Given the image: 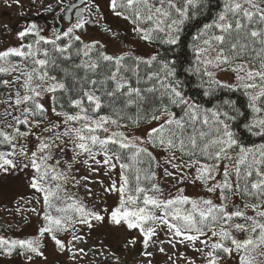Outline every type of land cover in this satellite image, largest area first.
<instances>
[{"label": "snow or ice", "instance_id": "obj_1", "mask_svg": "<svg viewBox=\"0 0 264 264\" xmlns=\"http://www.w3.org/2000/svg\"><path fill=\"white\" fill-rule=\"evenodd\" d=\"M209 5L109 0L137 40L152 46L147 55L131 48L109 53L99 40H82L77 33L103 17L97 0L83 7L69 0L61 11L75 10V22L66 29L45 36L32 23L17 32L18 46L0 50V89L6 90L0 93V176L30 170L29 186L42 204L37 234L0 235V256L15 253L36 264L47 260L51 241L75 262L84 254L77 247L84 240L80 229L109 225L138 231L148 264L147 249L156 243L191 248L203 264H264V143H245V133L264 141V0H219L211 21L186 44L190 22ZM103 31L124 39L107 25ZM223 72L234 79L221 80ZM193 78L201 99L188 94ZM237 92L243 99L224 98ZM155 150L167 154V167ZM77 165L94 174L103 168L106 176L120 169L119 180L109 176L104 188L118 195L113 207H89L71 191L89 181L77 178ZM159 167L177 185L199 182L208 195L192 197L177 187L165 197L156 182ZM164 230L167 239L159 240ZM136 244L130 236L125 247ZM168 260L197 264L184 253Z\"/></svg>", "mask_w": 264, "mask_h": 264}, {"label": "rangeland", "instance_id": "obj_2", "mask_svg": "<svg viewBox=\"0 0 264 264\" xmlns=\"http://www.w3.org/2000/svg\"><path fill=\"white\" fill-rule=\"evenodd\" d=\"M97 3L100 4L102 9L107 11L106 19L108 23L119 26V32L114 29L111 30L119 33L124 39H112L110 33L103 31L105 26L96 25L95 23L93 29L85 28L77 33L81 35L82 40L85 42L99 40L107 46L109 53H119L131 48L137 55H147L152 46L139 42L132 32L131 25L125 22L123 18L116 17L112 11L107 10L109 0H97ZM39 27L43 29V35L50 36L52 34L51 28L43 25H39ZM30 39L31 37L28 38V40ZM19 43L20 41L13 36L9 47L18 46ZM3 49L5 48L0 47V50ZM218 78L228 82L234 79L233 74L230 72L220 73ZM6 79H10V77H6ZM4 91L6 90L3 89L1 93ZM45 104L46 106L48 105L47 100H45ZM3 108L4 105L0 104V112L3 111ZM29 146H32L31 143ZM153 154L163 165V159L167 154L161 150H155ZM77 167L79 168L77 178L87 176L89 181H81L80 185L71 188V191L82 198L89 207L93 205L97 207H113L118 201V195L105 193L104 188L110 183L109 176L112 179L119 180L120 169L117 167V169L106 176L103 168L100 169L98 174H94L83 165H77ZM163 167H167V165H163ZM163 167H159L156 170V182L163 189L165 197L169 193L175 194L177 187H183L185 194L192 197L208 195L199 182L195 184L185 182L182 185H177L176 181L164 175ZM31 175L32 172L26 170L13 173L7 177L0 176V235L2 236L26 239L37 234L42 223V204H37L36 198L39 194L29 186L28 178ZM98 181H103V185ZM85 185L92 190L93 195L91 197L86 192ZM34 208L36 209L35 212L32 211ZM38 212L40 215L37 214ZM80 234L84 236V240L78 242L77 247L83 248L84 254L78 255L75 262L69 259V253H59L51 241H47V247L45 248L47 260L43 261L37 258L36 264H115L113 254L119 257L120 264H148V258L142 255L144 249L142 238L138 231L129 233L124 228H113L109 225H103L97 226L92 231L84 227L80 229ZM130 236H134L137 239V244L134 247L129 246L126 248L125 244ZM65 239H70V237H65ZM158 239H167L166 230L159 233ZM160 247H164L167 254L161 253L159 251ZM147 250L153 253L151 264H170L168 256L172 255L173 252L176 254L184 253L190 259H195L197 264H203L199 253L179 244L176 245L175 249H172L167 243L163 245L156 243L155 246H150ZM0 264H27V261L23 256L14 253L12 256H0ZM178 264H184V262L181 260L178 261ZM228 264H232V262L228 261Z\"/></svg>", "mask_w": 264, "mask_h": 264}, {"label": "flooded vegetation", "instance_id": "obj_3", "mask_svg": "<svg viewBox=\"0 0 264 264\" xmlns=\"http://www.w3.org/2000/svg\"><path fill=\"white\" fill-rule=\"evenodd\" d=\"M72 2L83 7L85 0H72ZM67 3H69V0H63V4L59 0H20L19 4L15 3L14 0H7L6 4V0H0V47L8 48L12 37L17 38V32L32 23L38 26L43 25L52 30L54 28L66 29L70 23L75 22V10L71 13L61 11V8ZM49 5L52 6L51 9L48 8ZM100 9L103 17L99 23H96L93 19V22L86 25L85 28L91 30L96 23V25H107L119 32V26L108 23L106 19L107 11L101 7ZM107 10L111 12L109 7Z\"/></svg>", "mask_w": 264, "mask_h": 264}, {"label": "trees", "instance_id": "obj_4", "mask_svg": "<svg viewBox=\"0 0 264 264\" xmlns=\"http://www.w3.org/2000/svg\"><path fill=\"white\" fill-rule=\"evenodd\" d=\"M218 3H219V0H210L209 8L204 9L202 14L197 16L196 20H193L190 22L191 26L186 29L185 36H184L186 44L191 43L192 36L195 35L198 27L202 26L203 23H208L211 21L212 17L219 10L218 7L216 6ZM186 56L189 60L192 58V52H191L190 48L186 50ZM185 66H187V64ZM4 78H6V77H4ZM194 85H195V78H193L192 90L188 94L194 96L197 99H201V97L199 95V90ZM2 91H3V89H0V93ZM224 98L243 99V97L241 96V94L239 92H237L235 96L228 94V96H225ZM245 143L250 146L252 144L264 143V141H262L260 139V137L249 136L247 133H245ZM156 170H157V168L155 169V171ZM116 249H117V247H116Z\"/></svg>", "mask_w": 264, "mask_h": 264}]
</instances>
